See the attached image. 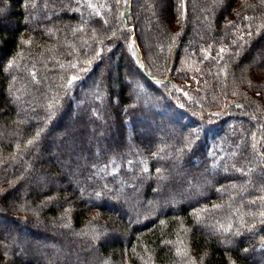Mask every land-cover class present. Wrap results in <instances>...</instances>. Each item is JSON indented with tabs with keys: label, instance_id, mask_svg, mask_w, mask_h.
<instances>
[{
	"label": "trees",
	"instance_id": "16d2710c",
	"mask_svg": "<svg viewBox=\"0 0 264 264\" xmlns=\"http://www.w3.org/2000/svg\"><path fill=\"white\" fill-rule=\"evenodd\" d=\"M257 259L264 0H0V264Z\"/></svg>",
	"mask_w": 264,
	"mask_h": 264
},
{
	"label": "rangeland",
	"instance_id": "374dc122",
	"mask_svg": "<svg viewBox=\"0 0 264 264\" xmlns=\"http://www.w3.org/2000/svg\"><path fill=\"white\" fill-rule=\"evenodd\" d=\"M113 68H114V66L113 65H111ZM129 66V65H128ZM126 73H128V75H131V77L132 76H135V72H134V70L133 69H131V68H129V67H127V65H126ZM138 79V78H137ZM180 89V91L182 92V93H189V92H187V91H185L184 89H182V88H179ZM191 94V93H190ZM189 94V95H190ZM19 105V108L21 109V111L25 114V115H27L29 112H31L32 111V106L31 105H29V104H26V103H23V102H18V101H16ZM46 119L47 118H45V117H40L39 119L38 118H35L34 119V122H35V126L36 127H38V126H42V125H44V126H46ZM91 121V120H90ZM94 136H98L100 139L102 138L103 139V137H105V135H104V133L103 134H100V133H95L94 134ZM165 137H167L166 136V134H164V133H160V134H158V139L155 141V143L154 144H156L155 145V151H157V152H159V151H162V149H163V144L161 143V142H163V141H165L164 139H165ZM92 139V138H91ZM157 142H159V144L157 143ZM66 143H68L67 141H65L64 142V145L65 146H67V144ZM115 146H116V144H114ZM69 151V150H68ZM68 151H67V153H68ZM51 155H54L55 156V153L54 152H52L51 150H49L47 153H46V157H51ZM82 157V156H81ZM83 158H84V156H83ZM53 160H55V161H57V162H61V160L57 157V158H53ZM251 163H252V169L253 170H255V167H254V163H253V161L251 160ZM45 188H47L45 185H42L41 186V189L42 190H45ZM159 206V205H158ZM156 209L159 211V210H161L159 207H156ZM198 223L200 224V227H201V229H203V230H205V232L207 233V234H209L210 236H214V237H218L219 239H220V243L223 245V246H228V244H230L229 243V241H227L228 240V225L226 224V223H217V222H214V223H204V222H202L201 220H199L198 221ZM53 226H55V227H57L56 226V224H54ZM15 229H16V234H14L13 235V237L11 236H9L7 239H10V240H8V242H10V243H15V240L16 239H20L21 237V232H19V230H18V225H15ZM33 240H34V238H32V239H30L29 241L31 242V243H33ZM227 241V242H226ZM232 244V246L234 245L233 244V242L231 243ZM257 262H258V264H264V260H262V259H257Z\"/></svg>",
	"mask_w": 264,
	"mask_h": 264
},
{
	"label": "snow or ice",
	"instance_id": "6c2138e0",
	"mask_svg": "<svg viewBox=\"0 0 264 264\" xmlns=\"http://www.w3.org/2000/svg\"><path fill=\"white\" fill-rule=\"evenodd\" d=\"M73 79H75V77H73Z\"/></svg>",
	"mask_w": 264,
	"mask_h": 264
}]
</instances>
